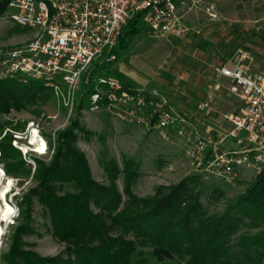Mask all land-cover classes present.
<instances>
[{
    "label": "rangeland",
    "instance_id": "1",
    "mask_svg": "<svg viewBox=\"0 0 264 264\" xmlns=\"http://www.w3.org/2000/svg\"><path fill=\"white\" fill-rule=\"evenodd\" d=\"M178 8L183 32L156 35L148 28L137 34L119 55L112 52L115 59L106 61L110 62L109 67L97 75L113 76L130 86L156 91L171 100L181 115L190 118L198 116L201 102L208 101L214 112L210 117L202 118L216 125L224 113L237 112L240 101L225 89L215 91L212 88L215 70L229 62L243 60L255 72L264 71V0H184L179 2ZM32 35L31 30L15 23L8 11L0 17V47L22 44ZM79 101V92L71 94L64 86L62 93L49 92L47 97L27 109L0 113V143L12 138L13 145L15 134L22 136L20 142L27 143L31 132L29 124L34 122L49 145L44 155L31 152L25 156L18 149L21 153L18 160L22 158L29 174L18 170L8 174V163L15 161L3 158L0 151V168L7 174L5 180L7 177L13 179L7 200L14 207V217L3 222L0 264L11 263V252L17 245L19 250L34 252L40 257H61L60 264H71L69 259L73 256L68 252L67 243L53 234L48 209L36 196L32 197L31 204L25 202V198L39 184L35 177L39 161L50 164L58 145V134L75 118L91 132L78 131L75 145L88 159L93 177L101 183L111 184L104 165L110 160L120 169L125 167L128 159L135 161L139 176L133 191L141 197L154 195L160 184H175L196 173L189 156V144L177 130L149 129L120 116L110 107L91 108L93 103L88 96L84 100L86 108L79 112ZM258 173L246 171L235 182L199 174L205 184L198 187L205 213L226 212L246 192ZM116 183L124 193L123 174ZM53 184L59 195L77 191L75 184L70 182ZM24 227L27 229L23 230ZM258 230L250 226L248 219L244 220L232 241L235 257H238L240 235ZM151 250V247L139 246L136 260L144 258L145 262L133 264H180L187 260L176 257L160 262L153 258Z\"/></svg>",
    "mask_w": 264,
    "mask_h": 264
},
{
    "label": "trees",
    "instance_id": "2",
    "mask_svg": "<svg viewBox=\"0 0 264 264\" xmlns=\"http://www.w3.org/2000/svg\"><path fill=\"white\" fill-rule=\"evenodd\" d=\"M9 1L0 0V17L8 10ZM146 12L137 13L129 21L113 53L119 55L137 34L149 28ZM109 65L110 62L97 64L89 74V81L83 80L78 91L79 112L86 108L85 97L97 91V73ZM49 92L54 93L39 80L21 76L1 79L0 113L27 109ZM99 104L105 107L107 100ZM78 131L91 133L75 118L58 134L52 161L50 164L39 161L35 176L39 184L25 198L31 204L32 197L36 196L48 209L53 234L67 243L68 252L73 256L69 259L71 264L144 263V258L136 260L139 246L151 247V255L160 262L180 257L187 258L180 264H264V168L226 212L209 215L205 213L198 189L205 184L196 173L175 184H160L154 195L141 197L133 191L139 176L135 161L128 159L120 169L110 160L104 165L111 184L99 182L93 177L85 154L75 145ZM11 139L0 143L1 156L15 161L8 163L6 172L13 174L18 170L29 174L22 158L18 160L21 153L11 144ZM11 165L16 168L12 169ZM121 174L124 193L116 183ZM53 182L73 183L77 191L59 195ZM245 219L259 230L240 235L238 257H235L233 237ZM62 261L61 257H40L34 252L19 250L17 245L11 252L10 264H60Z\"/></svg>",
    "mask_w": 264,
    "mask_h": 264
},
{
    "label": "built area",
    "instance_id": "3",
    "mask_svg": "<svg viewBox=\"0 0 264 264\" xmlns=\"http://www.w3.org/2000/svg\"><path fill=\"white\" fill-rule=\"evenodd\" d=\"M184 0H10L8 16L33 32L30 40L13 47H0V80L21 76L42 81L55 93L65 86L75 94L83 80H89L94 67L115 59L112 50L129 21L146 10L145 20L156 35L178 34V4ZM244 59L246 57L244 56ZM92 107L107 100L117 114L165 132L177 130L189 144L194 171L207 178L237 181L247 170L264 168V71L255 72L243 60L215 70L212 88L227 90L240 101L237 112H226L218 124L203 119L214 112L210 102L198 105L192 118L175 110L171 100L156 91L125 83L113 76H98ZM203 117V118H202ZM28 142L14 135L13 145L25 156L44 155L48 140L34 122H30ZM34 130L39 141L33 142ZM44 142L45 153L38 151ZM34 163L33 161H28ZM10 192V190H9ZM8 192V193H9ZM14 214L10 217L13 218Z\"/></svg>",
    "mask_w": 264,
    "mask_h": 264
},
{
    "label": "bare ground",
    "instance_id": "4",
    "mask_svg": "<svg viewBox=\"0 0 264 264\" xmlns=\"http://www.w3.org/2000/svg\"><path fill=\"white\" fill-rule=\"evenodd\" d=\"M39 134L37 130H34L32 135V141L38 142L39 141ZM38 151L41 153H45V144L42 141L39 142ZM7 174L5 170L0 168V238L3 235L4 227L3 222L9 219L14 214V207L8 202L7 195L9 190L13 185V179L11 177H5Z\"/></svg>",
    "mask_w": 264,
    "mask_h": 264
},
{
    "label": "crops",
    "instance_id": "5",
    "mask_svg": "<svg viewBox=\"0 0 264 264\" xmlns=\"http://www.w3.org/2000/svg\"><path fill=\"white\" fill-rule=\"evenodd\" d=\"M249 170H247V172H248ZM246 172V171H245ZM182 179V178H181Z\"/></svg>",
    "mask_w": 264,
    "mask_h": 264
}]
</instances>
